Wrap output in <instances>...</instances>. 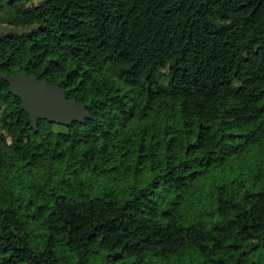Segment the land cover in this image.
<instances>
[{
	"label": "trees",
	"instance_id": "16d2710c",
	"mask_svg": "<svg viewBox=\"0 0 264 264\" xmlns=\"http://www.w3.org/2000/svg\"><path fill=\"white\" fill-rule=\"evenodd\" d=\"M0 264H264V0H0Z\"/></svg>",
	"mask_w": 264,
	"mask_h": 264
},
{
	"label": "water",
	"instance_id": "95a60500",
	"mask_svg": "<svg viewBox=\"0 0 264 264\" xmlns=\"http://www.w3.org/2000/svg\"><path fill=\"white\" fill-rule=\"evenodd\" d=\"M0 78L8 84V92L20 100V108L27 114L34 131L39 120L70 126L74 122L84 123L89 118L86 107L67 99L62 87L40 81L25 70L14 75L0 71Z\"/></svg>",
	"mask_w": 264,
	"mask_h": 264
}]
</instances>
